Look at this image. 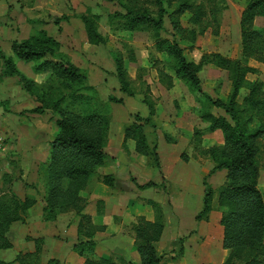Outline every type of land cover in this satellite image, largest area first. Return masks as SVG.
<instances>
[{
  "label": "rangeland",
  "instance_id": "1",
  "mask_svg": "<svg viewBox=\"0 0 264 264\" xmlns=\"http://www.w3.org/2000/svg\"><path fill=\"white\" fill-rule=\"evenodd\" d=\"M192 2L195 5L202 4L207 13L200 26L193 27L198 33L204 30L203 33L198 34L193 48H189V41L181 39L179 37L181 33L178 34L171 27L170 15L178 6V0H163L166 16L164 17L165 29L161 36L176 39L181 46L186 47L187 57L197 63L205 54L218 53L219 47L225 49L232 59H239L240 17L241 10L246 7V0H217L215 3L207 0H192ZM4 3L9 5V12L6 15L7 20L0 21L1 47L6 57L14 60L23 80L33 81L34 89L28 91L24 88L19 76L0 77V130L5 138L4 148L0 151V210L3 209L5 212L7 207L9 217L13 218L15 215L12 210L19 205L18 203L22 204L26 196L36 201L26 213L18 209L17 214L20 215V219L10 223L5 234L10 247L0 248V250L12 248L16 255L13 260L5 262L15 261L20 254L35 252V241L39 239L41 240L39 253L41 264H47L51 259H57L62 264H69L65 260L71 245L87 239L75 233L81 216L86 215L94 219L98 213H104V210H100L101 206L98 202L107 194L102 187V177L113 174L108 172V166L120 170L119 187L116 192L119 195L121 207L116 203L111 205V210L118 207V211L116 215L106 219V222L110 223L108 235L101 237L102 239L98 242V239H95L97 233L95 232L91 239L96 245L94 253L84 257L100 258L98 252L110 251L116 245L125 247L128 245L131 251H135L134 227L138 223V218L146 219L145 211L150 210L153 220L154 211L147 203L148 201L138 200L140 199L139 189L135 190L136 185L130 183L129 187H126L130 180L125 169L127 164H131L135 171L141 168L148 173L147 182L160 183L157 187L154 186L157 188L156 194L148 193L150 197H156L157 194L168 196L163 207L165 213L159 205L165 226L164 237L156 244L161 264H222L228 251L221 247L218 231H214L213 239L206 233L205 235L202 233L199 222L193 221L192 217L185 222H177V208L172 206L169 199L170 195L177 192V189L173 190L162 177L154 153L157 155L160 151L168 154L175 153L183 163H195L194 159L197 156L206 160L203 166L210 171L205 179L214 189L216 209V195L225 180V171L211 172L210 164L213 166L214 163L204 153V149L215 144H223V135L220 130L210 131L208 124L198 115L201 111H210L216 116H225L222 109L213 108L206 103L205 96L210 95L214 99L226 101L231 92L228 73L214 65L204 64L200 71L202 93L190 92L186 84L174 76L172 60L156 51L152 33L124 29L121 18L116 14L126 12L129 0H13L12 3L9 0H0V4ZM136 3L149 10H156L152 0H138ZM81 16L95 19L97 29L105 38L106 44L95 45L88 42ZM190 16V13H185L180 17V24L185 29L191 28ZM55 18H61L58 24L54 22ZM257 18L254 28L262 31L264 16H257ZM42 31L47 32L59 43L57 54H60V57L50 58V60L59 63L66 58L85 76V81L73 89H79L78 94H82L89 100L86 104L88 106L84 105L85 102L82 105L79 100H72L69 97L72 89L65 88L59 79L50 77L49 73L36 74L33 69L35 62L24 63L12 52L13 41H23ZM116 53H121L123 56L124 67L130 77V90L133 93L131 96L121 91L117 80L113 60ZM259 63V67L255 68L256 72L249 73L247 79L250 82L263 83L264 92V63L261 61ZM2 65L3 62L0 61V69ZM164 75L175 79L176 83L171 93L166 92L170 85L167 88L168 81ZM247 94V88L241 89L237 102L241 104ZM60 97H64L61 104L64 110L82 113V108H88L107 113L110 118L109 131L111 129L110 134L113 140L107 142L105 147L108 155L107 164L98 168L81 191L78 205L59 214L62 215L60 221L57 218L59 215L53 221H46L43 219L46 190L42 167L49 161L50 144L58 133L57 119L60 115L53 112L51 103ZM109 97L121 99L122 103H114L109 100ZM144 100L151 102L155 111L149 118V122L143 124L144 135L150 149V155L147 157L136 153L132 148V139L125 141L122 146L118 141L121 133L124 137V130L127 127L137 123L136 116L146 119L142 117L148 110ZM37 108H42L43 112H36ZM154 121L158 124L157 126L154 125ZM263 121L264 116L255 115L249 127L254 128ZM181 122L188 126L180 125ZM188 129H191L188 134L189 142L187 143L185 138L186 141L178 142L175 138L186 137ZM168 130L172 135L167 133ZM195 130L200 132L201 143L194 141ZM159 131L162 136L160 143L158 142ZM258 145L260 148L258 188L264 197V136L258 140ZM108 152L119 154L120 160L112 165V157ZM191 158L194 159L191 160ZM158 163L160 166V158ZM151 168L155 173L150 176ZM132 181L135 180L132 179ZM134 201H137L136 207L134 204L131 206ZM124 219L127 220L126 223H123ZM120 231L123 239H113ZM28 247L32 248L28 250ZM117 256L121 255L114 252L109 253L105 258L112 257L116 263H119Z\"/></svg>",
  "mask_w": 264,
  "mask_h": 264
},
{
  "label": "trees",
  "instance_id": "2",
  "mask_svg": "<svg viewBox=\"0 0 264 264\" xmlns=\"http://www.w3.org/2000/svg\"><path fill=\"white\" fill-rule=\"evenodd\" d=\"M156 10H149L142 5H136L138 0H129V6L124 14H116L122 20L124 29L129 31H147L154 36L155 49L165 54L173 62L174 76L184 82L190 92L202 93V81L200 71L204 64H211L218 69L228 73L231 92L226 101L214 99L210 95L205 96V101L213 108L222 109L225 116H216L210 111H201L200 119L208 124L210 131L220 130L223 135V144L212 145L204 149V153L215 164L211 172L225 171V180L217 192L216 209L221 212L220 224L223 228L221 247L228 251L227 257L222 264H264V197L258 188L260 167L258 156L260 148L258 140L264 136V121L254 128H250L253 117L264 116V92L263 83L250 82L247 79L249 73L256 69L248 65L253 59L264 63V29L262 31L254 28V20L257 16H264V0H246V7L240 17L241 52L239 59H232L220 53H209L202 56L200 62H195L185 54L186 47L172 38L162 37L165 29L166 10L163 0H152ZM179 4L170 15L171 27L180 34L181 39L189 41V48H193L198 33L194 26L202 23L206 11L202 4L195 5L192 0H178ZM215 3L217 0H207ZM190 13L189 22L191 28L185 29L180 24V17ZM88 42L99 45L106 44L105 38L99 33L96 21L93 17L81 16ZM61 18H55L59 23ZM200 26V25H199ZM172 37H174L172 35ZM59 43L47 32H38L23 41H13L11 50L17 59L24 63L35 62L34 72L36 74L49 73L50 77L59 79L65 88H71V99L79 103L89 100L78 94L73 89L85 81L81 70L66 58L57 63L50 58L60 57L57 54ZM49 58V59H48ZM116 77L121 91L129 96L133 95L130 90V77L124 67L121 53L113 56ZM0 61L3 65L0 69V77L19 76L21 84L28 91L34 89L33 81H24L21 73L17 70L13 59L6 57L0 42ZM164 77L168 81V87L173 86L172 76ZM247 88L248 94L243 102L239 104L237 98L241 89ZM114 103H122L121 99L109 97ZM64 97L55 99L51 103L53 112L60 115L57 119L58 133L51 142V153L49 161L42 167L45 181V205L43 207V219L53 221L56 217L72 208H75L80 199L81 191L86 187L92 176L99 167L107 164L108 155L105 151L108 142L110 118L103 111H93L82 108V113L64 110L61 107ZM147 104L149 117L142 119L135 117L136 124L124 130V141L132 139L136 153L143 157L150 155L147 139L144 135V126L149 118L155 113L151 102L144 100ZM43 112L42 108L35 109ZM198 114V113H197ZM194 141L201 143L198 130L193 133ZM154 158L159 167L158 156ZM210 175V174H209ZM102 183L108 187H114L115 176L106 174L102 177ZM154 182L138 185L140 190L154 187ZM203 205L196 216L197 220L209 219L214 206V189L204 180L203 182ZM35 199L26 196L23 203L14 208V217H9L7 207L5 212L0 210V248H8L10 244L5 239V234L12 221L20 219L18 209L26 213L27 209L35 204ZM154 211V218L148 221L142 217L134 227V239L139 262H131L117 256L114 258H90L86 257L83 264H161L156 243L160 240L164 221L163 213L158 203L148 200ZM104 210V203L98 202ZM19 207V208H18ZM101 216L102 213H98ZM76 232L79 236H85V241L80 240L73 246V250L79 256L94 253V233L104 231L105 226L94 223L92 217L82 215L79 219ZM36 251L33 253L20 254L13 262L0 260V264H41L39 253L41 240L35 241ZM47 264H62L57 259H51Z\"/></svg>",
  "mask_w": 264,
  "mask_h": 264
},
{
  "label": "crops",
  "instance_id": "3",
  "mask_svg": "<svg viewBox=\"0 0 264 264\" xmlns=\"http://www.w3.org/2000/svg\"><path fill=\"white\" fill-rule=\"evenodd\" d=\"M9 1L12 3L13 0H9ZM242 11H243V9L241 10V13H242ZM8 12H9V5L6 3L0 4V21L2 19L7 20L6 15L8 14ZM257 19L258 18L256 17V19L254 21V27L256 25L255 23L257 22ZM219 49L220 50L217 51L218 53H221L222 55L227 56L229 58L232 57V56L228 55L226 50L223 49L222 47H219ZM259 64L260 63L258 61H255L253 59L248 61V65L250 67H253V68H258ZM175 83L176 82L174 79L173 80V86L175 85ZM173 86L170 87L166 92H170V93L173 92V88H174ZM184 112H185V110H184ZM148 115H149V111L147 110L146 114L142 117L148 118L149 117ZM154 125L157 126L158 124L155 122ZM164 125H166V124H164ZM180 125L188 126L186 123H182V122ZM190 131H191V129L186 130V135H187L186 137L181 136V137L175 138V139L178 142H182V141L187 140V143H188L189 142V135L188 134ZM160 132L161 131H159V134H158V140H159L158 142L159 143L161 142L160 140L162 137L160 135L161 134ZM110 133H111V129H110L109 135H108V142L113 140L111 138ZM167 133L171 134L170 130H168ZM118 141H119L120 145L122 146L123 141H124L122 133L119 135ZM132 148L134 149V142L133 141H132ZM170 151H172V150H170ZM108 154H110L112 157V161H111L112 165H114L116 162H118L120 160V158H118L119 154L117 155V154L109 153V152H108ZM158 155L160 158V166H159L160 170L159 171L162 174V177H164L166 179V181L170 184V186L172 187L173 190L177 189V192H175L174 195H170V198H169L172 206L177 208L176 209L177 210L176 212H178L176 214V220H178L177 222H179V221L185 222L188 220L189 217H192L193 221L195 220L196 222H199L200 230H202V233L204 235L206 233L207 236H211L213 238L214 231H218L219 232V241L222 240L223 228L220 224L221 212L219 210H217V209L212 210L210 215H209V219L207 221H205V220L199 221L196 219V216L201 211L202 205H203V182H204V180H206L205 178L208 176V172L210 171V170L208 171V169L203 166V163L206 160H202V158L200 156H197L196 159L191 158V160L194 159L195 163H191V162L190 163H183V161H181L179 156L176 155L175 153L168 154V153H165L164 151H160ZM210 165L213 169L214 164H213V166H212V164H210ZM108 169H109L108 172L113 173L115 176V184H114V187H108V186L102 184L104 191L107 193L106 195H104L100 198L101 201L104 203V213L101 216L97 215L96 218L93 219L94 223L105 225L104 231H98L96 233L95 239H98L97 240L98 242L102 239L101 237H103L104 235L105 236L108 235L110 223H109V221L106 222V219L110 218L111 216L116 215V213L118 211V207L115 208V210H111L112 209L111 205L116 203V205L118 204V206L121 207L120 198L116 192L117 187H119V181H120L119 171L120 170L113 168V166H111V167L108 166ZM125 171H126V174L128 175V178L130 180V182L127 183L128 184L126 186L127 188L129 187L130 183L134 184V186L136 185V187H137L138 185L145 184L148 180L146 178V175L148 173L145 170H142L140 168L139 170L135 171V169L132 167L131 164L126 165ZM149 171H151V173L149 172L150 176L153 175V173H155V172H153L152 168ZM159 171L156 170V172H159ZM132 179H134L135 181L131 182ZM142 180H144V181H142ZM206 181L208 182V180H206ZM159 184L160 183H156V187ZM156 187H150L151 189L147 188L144 190H140L138 187L135 188V190L139 189L138 193H139L140 199H138V200L139 201L142 200V202L144 200L145 201L152 200V201L158 203L162 207L163 212L165 213V209L163 207H164L166 200H168V196L167 195L163 196L162 194H157L156 197H150L148 195L149 192H154L156 194V192H155V190H157ZM107 190H109V192H107ZM135 202H137V201H134L133 203H131V206H133V204H134V207H136L137 203H135ZM149 216H150V218H148ZM145 217L149 221H152L150 210L145 211ZM57 218L60 221V219L62 218V215H59ZM126 221L127 220L124 219L123 223H126ZM76 229L77 228H75V233H76ZM121 231L118 234H116V236L113 239H115V238H116V240H118L120 238L123 239ZM164 231H165V226H164L162 236L156 244L161 242V239H163ZM107 237H109V236H107ZM109 241H111V239H109ZM132 244H133V242H132ZM132 244H131V246H132ZM73 246H74V244L71 245L69 255L67 256V259L65 260V262L69 263V264H83V262L85 261V257L79 256L78 254H76L73 250ZM126 246L129 247L128 245H126ZM127 247L116 245L114 248H111L110 251L105 250V251H102V253L98 252L99 254L96 251V253L100 257L105 258L107 255H109V253L111 254V253L117 252L119 255H121L127 261H130V260H133L136 262L139 261L138 260L139 255H138L137 251L136 250L131 251L130 247L129 248H127ZM31 248H29L28 250H30ZM13 250L14 249H12V248L11 249H5V250L1 249L0 250V260H3V261L13 260L15 255H16V254H14ZM132 252H133V254H132Z\"/></svg>",
  "mask_w": 264,
  "mask_h": 264
},
{
  "label": "built area",
  "instance_id": "4",
  "mask_svg": "<svg viewBox=\"0 0 264 264\" xmlns=\"http://www.w3.org/2000/svg\"><path fill=\"white\" fill-rule=\"evenodd\" d=\"M5 138L0 130V151L4 148Z\"/></svg>",
  "mask_w": 264,
  "mask_h": 264
}]
</instances>
